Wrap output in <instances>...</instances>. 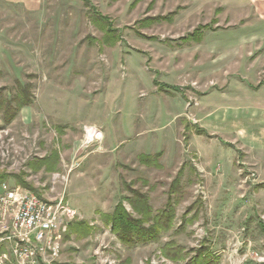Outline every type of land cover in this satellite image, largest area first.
<instances>
[{
    "label": "rangeland",
    "instance_id": "rangeland-1",
    "mask_svg": "<svg viewBox=\"0 0 264 264\" xmlns=\"http://www.w3.org/2000/svg\"><path fill=\"white\" fill-rule=\"evenodd\" d=\"M258 43L264 0H0V182L76 210L54 264H264Z\"/></svg>",
    "mask_w": 264,
    "mask_h": 264
},
{
    "label": "built area",
    "instance_id": "built-area-1",
    "mask_svg": "<svg viewBox=\"0 0 264 264\" xmlns=\"http://www.w3.org/2000/svg\"><path fill=\"white\" fill-rule=\"evenodd\" d=\"M93 131L88 130L86 146L96 141ZM0 215V264H54L63 233L77 213L64 196L45 200L27 188L0 182Z\"/></svg>",
    "mask_w": 264,
    "mask_h": 264
},
{
    "label": "trees",
    "instance_id": "trees-1",
    "mask_svg": "<svg viewBox=\"0 0 264 264\" xmlns=\"http://www.w3.org/2000/svg\"><path fill=\"white\" fill-rule=\"evenodd\" d=\"M84 1L89 3V0H84ZM96 18H97L96 19L97 22L100 25H104V26L107 25L105 29L107 31L106 33L109 35L111 33L109 19L106 18V16H103L101 14H98V17ZM206 27H210V26L206 24L204 26H200L196 28L195 31L191 34L192 35L191 37L194 40L199 38L200 36L204 34V29ZM107 41L111 42L110 40H107ZM28 103L29 101L28 102L22 101L21 99L19 103L17 102V109H19L22 106L27 105ZM6 107L7 108L10 107V104L9 103L6 104ZM42 159L45 160L46 158H42ZM24 184L28 185L26 182H24ZM141 197L144 198L143 195H140V197H138L137 200L135 201L131 200V204H132L134 211L140 214L139 218L135 217L121 202L116 206V208L111 214L104 215L105 222L111 223V228L113 232L116 233L117 236L121 240H123L124 242H127L131 246L133 244L143 242L144 240L147 239L146 237H150V238L155 237L154 235L156 233L155 229H156L157 223L155 226H152L150 228L144 226L146 222L144 219V216L146 215L148 208L146 209L147 204L143 202ZM73 227L75 229V226Z\"/></svg>",
    "mask_w": 264,
    "mask_h": 264
},
{
    "label": "crops",
    "instance_id": "crops-1",
    "mask_svg": "<svg viewBox=\"0 0 264 264\" xmlns=\"http://www.w3.org/2000/svg\"><path fill=\"white\" fill-rule=\"evenodd\" d=\"M208 30H211V28L210 27H206L204 29V33L207 32ZM252 51H254V53H257V55H256L255 58L252 57V59L250 61V64L253 67V69H255V68L257 69L260 66L264 65V44H260L259 45V43H258L256 45H254ZM260 51H261V53H260ZM260 54H262V55H260ZM252 83H253L252 88L257 90V92H255V93L257 94V98H259L258 101H260V99H264V95L260 94V93H264V82L261 81V79H259V77H257L256 79L252 80ZM257 103H258V106H259V109L257 110V112L259 111L258 114L260 112L264 113V102L260 101V102H257Z\"/></svg>",
    "mask_w": 264,
    "mask_h": 264
},
{
    "label": "clouds",
    "instance_id": "clouds-1",
    "mask_svg": "<svg viewBox=\"0 0 264 264\" xmlns=\"http://www.w3.org/2000/svg\"><path fill=\"white\" fill-rule=\"evenodd\" d=\"M96 139H97V140H102V139H103V134L98 132V133L96 134Z\"/></svg>",
    "mask_w": 264,
    "mask_h": 264
}]
</instances>
